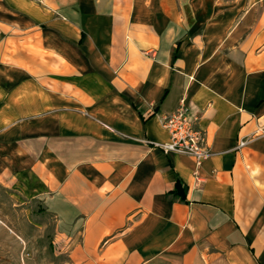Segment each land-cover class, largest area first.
<instances>
[{
    "label": "crops",
    "instance_id": "0c3cea01",
    "mask_svg": "<svg viewBox=\"0 0 264 264\" xmlns=\"http://www.w3.org/2000/svg\"><path fill=\"white\" fill-rule=\"evenodd\" d=\"M0 186L69 264H264V0H0Z\"/></svg>",
    "mask_w": 264,
    "mask_h": 264
},
{
    "label": "rangeland",
    "instance_id": "374dc122",
    "mask_svg": "<svg viewBox=\"0 0 264 264\" xmlns=\"http://www.w3.org/2000/svg\"><path fill=\"white\" fill-rule=\"evenodd\" d=\"M185 12L208 9L218 1L226 9L244 10L248 0H180ZM31 204H13L0 186V264H69L66 255L55 254L56 235L52 218L43 228L31 224ZM33 241H32V240Z\"/></svg>",
    "mask_w": 264,
    "mask_h": 264
},
{
    "label": "built area",
    "instance_id": "2783aa9c",
    "mask_svg": "<svg viewBox=\"0 0 264 264\" xmlns=\"http://www.w3.org/2000/svg\"><path fill=\"white\" fill-rule=\"evenodd\" d=\"M162 126L168 130L170 138L167 142H153L156 147L165 153L178 152L192 156L197 168L211 155L206 146L205 133L195 126V118L181 105L175 112L161 117ZM247 140H242L239 147L244 146Z\"/></svg>",
    "mask_w": 264,
    "mask_h": 264
},
{
    "label": "trees",
    "instance_id": "16d2710c",
    "mask_svg": "<svg viewBox=\"0 0 264 264\" xmlns=\"http://www.w3.org/2000/svg\"><path fill=\"white\" fill-rule=\"evenodd\" d=\"M174 192H176L178 194L183 193L182 185H181V182L179 179L176 181V186H175Z\"/></svg>",
    "mask_w": 264,
    "mask_h": 264
}]
</instances>
